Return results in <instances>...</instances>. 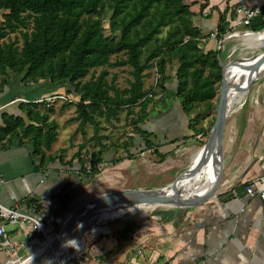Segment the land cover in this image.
Returning <instances> with one entry per match:
<instances>
[{"label":"crops","instance_id":"crops-1","mask_svg":"<svg viewBox=\"0 0 264 264\" xmlns=\"http://www.w3.org/2000/svg\"><path fill=\"white\" fill-rule=\"evenodd\" d=\"M184 1L190 4V11L195 14L193 23L209 33L216 31L221 14L225 17V27L230 28L233 25V8L240 3L249 8L259 6L263 15L260 20L264 21V0ZM202 4L205 6L199 12ZM208 43L211 45L212 41ZM11 74L8 72L7 83L0 89V126L4 116H24L21 103L26 110L31 106L26 104L49 95L42 93L47 90L41 88L43 80L26 86L20 75L13 76L10 81ZM246 101L249 108L244 109L238 124H234L229 143L225 139L223 141L225 160L215 195L192 207H188L190 204L158 206L156 209H165L157 215L154 208L148 213V210L129 212L130 215L137 214L154 221H146L137 229L127 226L124 230L99 238L88 251V256L95 257V260L87 264H264V202L245 191L246 185L254 191L264 187V78ZM139 127L154 145L146 150L149 153L157 148L162 154H172L174 147L192 138L182 139L190 136L192 131L188 127V117L177 103L159 118L145 119ZM132 141L128 152L133 159L138 157L156 163L144 155L133 156L143 151L145 144L139 134H134ZM112 158L113 153L107 154L103 161H114ZM67 161L35 153L34 143L29 137H22L19 129L8 135L0 132V205L16 207L20 212L47 223L50 215L62 206L61 201L66 198L69 189L80 186L85 177L78 173L76 160L72 166L64 164ZM123 161L105 164L102 168L107 165L121 166ZM65 220L62 229H65ZM110 220L106 217V225H101L100 233H106L107 229L110 233L107 225ZM0 223L3 224L6 240L11 244L10 248L0 247V264H12L14 260L10 257L14 243L28 237L34 231L33 225L25 219L17 224ZM51 238L49 236L46 240ZM81 245L74 249L73 256H77L87 243Z\"/></svg>","mask_w":264,"mask_h":264},{"label":"trees","instance_id":"trees-1","mask_svg":"<svg viewBox=\"0 0 264 264\" xmlns=\"http://www.w3.org/2000/svg\"><path fill=\"white\" fill-rule=\"evenodd\" d=\"M99 1L0 0V39H4L7 33L19 31L20 34L18 40L0 42V89L7 83L8 72L22 76L24 85L39 80L65 84V93L78 96L75 108L84 121L90 119L85 112L87 106L91 109L104 107L110 111L138 103L144 118L136 122V134L141 136L145 145L143 151H138L133 156L144 155L160 163L168 152L162 154L157 148L153 149L152 154L146 151L154 145L148 141L139 125L145 119L162 116L171 108L169 103L177 102L180 110L187 115L188 105L213 99L216 94L214 83L221 80L218 52L215 48L202 51L198 39L207 36L209 32L193 23L195 14L190 11V4L184 0H108L112 10L111 22H120L121 36L118 41L104 35L99 19L83 12V7ZM204 6H200L199 12H202ZM121 13L122 16L116 20V16ZM261 15L262 12L246 28L252 32L263 31L264 21L260 20L263 17ZM162 16L167 18L164 20ZM175 21L177 24L160 39L162 47L175 56L178 62L175 74L171 75L164 69L162 47L157 45L155 35L162 26ZM225 23V17L221 14L216 26L219 36L225 32ZM137 27H142V31L139 32ZM145 46H148L145 61L154 60L160 83V93L156 99L148 97L142 90L141 75L146 67L142 61V49ZM120 52L126 58L116 60L113 65H129L133 69L134 80L126 91V96H119L117 91L113 96L108 94L105 72H101L95 80L80 82L90 69L107 65L110 57ZM172 79L175 80V85L171 84ZM43 103L45 102L39 104ZM22 105L21 103L20 109L24 116H4L0 132L8 135L19 129L22 137H29L34 143L35 153H42L43 157L41 147L44 145L49 148L52 140L51 130L43 129L47 117L38 116L30 109L25 110ZM188 127L192 134L182 139L200 134V130L194 128L190 120ZM130 145L129 142L123 144L126 158H132V154L128 152L129 147H132ZM103 153L100 151L91 154L86 160L73 157L64 164L72 166L76 160L79 165L78 173L90 178L99 174L103 165L123 160L117 158L105 162Z\"/></svg>","mask_w":264,"mask_h":264},{"label":"rangeland","instance_id":"rangeland-1","mask_svg":"<svg viewBox=\"0 0 264 264\" xmlns=\"http://www.w3.org/2000/svg\"><path fill=\"white\" fill-rule=\"evenodd\" d=\"M83 12L85 15H91L93 18H97L101 21L103 33L106 37L115 41L120 39V22L118 24L111 22L110 18L112 17V10L109 7L108 0H100L94 5H87L83 7ZM159 14L161 15L162 13ZM121 16L122 13L116 16L115 19L119 20ZM162 18L165 20L167 17L162 16ZM176 24L177 21L164 25L160 28L159 32L155 35L158 46L162 47V42H160V39H163L166 36V33ZM137 29L139 32L142 31V27H137ZM245 29L247 28L237 27L233 30H229V28L225 27L223 38L226 37V39L222 42L220 49H217L216 46H213L215 41H212L211 45H209V40H198V44L203 52H206L210 49V46H213L218 52L220 67L221 64L229 63L226 65L228 71L237 72L249 61V59L258 58L264 54V47L250 48L246 43L243 42L240 35L234 36L235 32H245L243 31ZM227 30H229L231 34L229 37H227L228 35L226 34ZM19 36V31L7 33L4 39H0V42H7L15 39L18 40ZM20 44L21 42L19 41V45ZM147 49L148 46H145L142 49V61L145 62L146 66L141 75L143 81L142 90L143 92H146L148 97H153L156 99L160 93V83L158 82L159 79L155 70L154 60L151 59L148 62L145 61V58L148 56ZM162 52L164 59V69L166 72H169V74L174 75L178 67L176 57L169 52H166L165 47H162ZM124 58H126V55L122 52L112 55L107 65L90 69L80 82L84 83L95 80L101 72H105L106 75L104 80L107 84L108 94L113 96L114 92L117 91L119 96H126V91L130 88V85L134 80L132 74L133 69L129 65H113L116 60ZM220 71L222 73V67ZM207 72V68H205V74H207ZM262 75L250 83L242 101L236 104L234 109L229 113L224 128V139L227 141V144L229 143V135L231 136V134L234 132V124H238L240 116L245 112L244 109L246 110V108H249V106H247L248 102L246 101L248 95L252 94L258 89V85L264 78V73ZM13 76H18V74H11L10 81ZM220 82L221 80H218L214 83L216 94L213 99L206 100L204 102H194L187 107L186 116L188 117V120H190L192 126L200 130V134L189 138V140L185 143H180L174 147L175 150L172 154L167 155L162 162L155 164L149 161H144L146 159L138 157L134 159L126 158V151L124 150L123 144L129 142L132 145V138L134 134L138 133V123L136 122L144 118L138 103L118 107L110 111L106 110L104 107L91 109L87 106L85 112L89 115L90 119L85 121L82 120L80 115H78V112L75 108V102L78 101V96L72 95L71 98L73 99L74 97V103L71 104L62 103L60 100H55L52 103H38L35 105L29 104L32 106H30L28 109L32 110L34 113H37L38 116L47 117L46 124L43 126V129L44 131L50 129L52 133V140L49 143V148H46L44 145L41 147V150L44 154H48V156L54 159L67 161L73 157L86 160L91 154H97L101 151L104 152V156L113 153L112 159L123 158L124 161L121 166L107 165L106 167L101 168L99 174L91 176L90 178L84 177L80 186L70 188L69 192H67L66 198L61 201L62 206L56 212L50 215L49 221L47 223L42 222L45 234L41 232L39 227H35L32 224L34 231H32L28 237L22 239V244H20V241L14 243V251L10 257L12 260H14L12 264H17L19 261H21H17L19 258L23 260L31 256L35 250V247H38L40 242L44 243L47 237H57L60 229L62 228L63 220L70 217L73 209L84 201L106 192L117 191L121 189L130 188L151 190L152 188L171 185L175 181V177L188 166V157L190 156L191 151L201 147L207 142V139L209 138L216 114L215 108L219 97ZM171 84L175 85L174 79L171 80ZM26 86H28V83ZM41 86V88H47L46 92H42L43 94L46 93L47 95L54 93H65L67 90V85L62 83H52L48 80H43L41 82ZM65 94L71 96V94ZM176 103L177 102L169 103V105L171 104L170 109L175 107ZM178 108L180 109L179 105ZM181 145L183 146L181 147ZM130 148L131 147H129V149ZM222 149L224 161V143L222 145ZM158 206L151 208L137 206L127 212H124V214L121 215L122 217L111 219L107 223L108 227L110 228V233L108 234H99L96 237L86 234L85 240L88 244V251L99 238L110 236L111 233L113 234L115 232L121 231L122 229L124 230L127 228V226L130 228L134 226L135 229H137V227L142 226L146 221H154V219L140 217L137 214L130 215L129 212L134 210L135 212L148 210V213L151 211V209H156ZM163 209L165 208L156 209L155 214L157 215L158 212ZM38 219L42 221L41 218ZM103 225L106 224L104 223ZM36 241L40 242L34 243ZM81 246V244H78L77 247L80 248ZM8 247H11L10 243ZM16 250L17 252L15 253ZM84 255H87V253ZM64 264L70 263L65 262ZM71 264H87V261L80 257Z\"/></svg>","mask_w":264,"mask_h":264},{"label":"bare ground","instance_id":"bare-ground-1","mask_svg":"<svg viewBox=\"0 0 264 264\" xmlns=\"http://www.w3.org/2000/svg\"><path fill=\"white\" fill-rule=\"evenodd\" d=\"M238 35L242 37L243 42L250 48L264 47V30L261 32H235L234 36ZM263 73L264 54L258 58L249 59V61L237 72L228 71L227 66H225L224 79L227 88L226 104L229 113L234 109L235 105L244 98L246 94V92H244L246 84L249 81L259 78ZM221 167L223 168V149L222 152H219L216 142L214 145L210 146L208 138L205 144L191 151L188 157V166L175 177V181L171 185L151 189L157 199L166 198L164 199L166 201L150 203L147 201L148 194L136 193L120 198L109 206L100 209V211L92 212L90 215L88 214V216H84L81 210H76L75 215L71 214L70 217L65 220L66 224L64 230L67 231L71 237L67 239V241L61 243L58 249L52 251V260L56 261V264H64L65 262L70 263L76 261L85 254L88 249V244L86 247L83 246L81 252L77 256H73L75 247H77L78 244L86 242V234L97 236L99 234L109 233L108 229L106 233H100L101 225L106 221V217L111 219L119 217L124 212L137 206L151 208L167 204L189 205L199 201L208 194L213 184L216 183L217 175ZM71 220H73L72 227L69 226ZM81 228H83L84 231L80 235L75 236L74 234ZM40 230L45 234L43 226L40 227ZM55 238L46 240L34 250L31 256L21 260L17 264H29L35 256L50 249ZM38 242L39 241H36L34 243Z\"/></svg>","mask_w":264,"mask_h":264},{"label":"water","instance_id":"water-1","mask_svg":"<svg viewBox=\"0 0 264 264\" xmlns=\"http://www.w3.org/2000/svg\"><path fill=\"white\" fill-rule=\"evenodd\" d=\"M227 64L229 63L221 64V67H222L221 76L222 77H221V82L219 86V97H218V102L215 108V111H216L215 119H214L211 131H210V135H209L210 146L214 145V143L216 142L217 149L219 152H222V145L224 141V128L226 125L227 117L229 115V110L227 109V104H226L227 88L225 86V79H224V68ZM251 82L252 81H249L246 84L244 88V92L247 91ZM222 171H223V168L221 167L217 175V181L215 184H213L208 194L205 197L201 198L199 201L195 203H191L188 207L201 204L215 195L220 185V181L222 178ZM136 193L137 194H148L149 196L147 197V201L150 203L158 202V201H166L164 200L166 198H158L159 199L158 200L157 197L154 196V193L152 192V190L130 189V188L121 189L117 191L106 192V193L97 195L87 201H84L83 203L79 204L76 208H74L75 210L73 209L72 215H75L76 210L79 209V211L81 210V212H83L84 216H88V214L90 215V213L92 212L100 211V209L104 208L105 206H109L114 201L120 198L126 197L131 194H136ZM72 223H73V220H71L70 222V225H69L70 227H72ZM83 231L84 229L81 228L74 235L78 236ZM70 237H71L70 234H68L67 231L61 228L58 236L53 240L50 246V249H48L46 252H43L40 255L35 256L29 264H56V261L52 260L53 259L52 251H54L55 249H58L61 243L67 241V239H69Z\"/></svg>","mask_w":264,"mask_h":264},{"label":"built area","instance_id":"built-area-1","mask_svg":"<svg viewBox=\"0 0 264 264\" xmlns=\"http://www.w3.org/2000/svg\"><path fill=\"white\" fill-rule=\"evenodd\" d=\"M261 14L260 7L257 5H254L252 7H247L245 4L240 3L237 6L233 8L232 15H233V25L229 28V30H233L237 27H244L246 28L251 24L252 21L257 19ZM227 30L226 34L229 37L230 31ZM243 31H250L252 30L245 29ZM226 39V37L223 38V35L219 36L216 31L210 32L207 36L201 37L198 40L200 41H215L217 42L216 48L220 49L222 46V42ZM157 75V74H156ZM158 76V75H157ZM72 96L66 95L65 93H54V94H49L48 96L45 97H39L34 101V103H52L55 100H60L61 102H74L73 99L71 98ZM245 191L248 195L250 196H258V198L264 202V187L259 189L258 191H254L253 188L250 185L245 186ZM21 219L28 220L32 222V224L35 227H41L43 226L42 221L40 219H37L33 215L25 214L22 213L18 210V208H8L0 205V221H6L9 224H17ZM0 247H5L9 245V242L5 238V231L3 228V224L0 223ZM87 255H82L81 257L85 259V261H90V260H95V257L88 256V249L85 252ZM80 258V257H79ZM78 258V259H79Z\"/></svg>","mask_w":264,"mask_h":264}]
</instances>
